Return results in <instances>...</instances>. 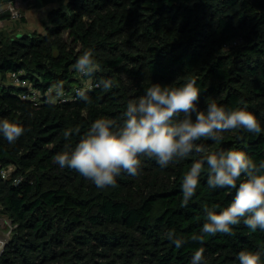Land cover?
Returning a JSON list of instances; mask_svg holds the SVG:
<instances>
[{
  "label": "trees",
  "instance_id": "16d2710c",
  "mask_svg": "<svg viewBox=\"0 0 264 264\" xmlns=\"http://www.w3.org/2000/svg\"><path fill=\"white\" fill-rule=\"evenodd\" d=\"M87 51L100 70L86 103L77 90L89 78L73 65ZM9 72H20L39 92L36 107L7 81ZM104 79L114 86L97 87ZM189 79L200 88L201 109L213 100L246 108L261 133L234 129L220 141L201 139L204 153L166 168L142 156L139 174L122 172L114 187L99 188L54 162L97 118L121 124L128 101L152 83L179 87ZM60 82L65 102L51 105L48 89ZM3 119L25 132L11 144L0 134V171H7L0 177V210L10 221L0 264H191L200 247L204 264H239L241 250L261 252L264 264V231L253 233L242 222L234 235L191 240L206 210L219 212L235 194L209 189L207 165L195 196L181 206L184 175L201 155L240 149L257 164L264 161V0H66L48 14L44 34L0 39ZM76 127L80 132L66 141L64 131ZM170 230L187 243L176 248Z\"/></svg>",
  "mask_w": 264,
  "mask_h": 264
},
{
  "label": "clouds",
  "instance_id": "9594fccd",
  "mask_svg": "<svg viewBox=\"0 0 264 264\" xmlns=\"http://www.w3.org/2000/svg\"><path fill=\"white\" fill-rule=\"evenodd\" d=\"M73 68L89 78L87 86L78 89L77 95L84 102H90L87 93L92 87L91 77L100 66L93 59L92 52L87 51L77 59ZM96 86L111 89L114 81L104 79ZM63 96V83L60 82L48 89L47 102L55 105ZM199 98L200 88L195 79H189L179 87L152 83L143 95L128 101L121 124L113 119L97 118L74 146L68 143L65 145L68 150L54 156V162L61 168L76 170L99 188L114 187L116 177L122 172L131 176L139 174L142 156L154 158L161 168H166L185 160L193 152L204 153L205 147L197 143L201 139L220 141L224 132L234 129L261 133L260 122L246 108L230 109L213 100L201 109ZM181 114L182 118L177 119ZM24 132L20 124L0 120V134L10 144ZM73 132L78 134L80 128L65 130L66 141ZM205 165L209 189H229L235 194L228 206L219 212L206 210V221L200 233L194 234L191 240L203 244L208 236L234 235V226L241 222L253 233L257 229L264 231V161L257 164L240 149L201 155L184 175L181 206L187 207L195 196ZM166 235L176 248L187 243L174 230ZM236 259L239 264H261V252L241 250ZM191 264H204L203 247L194 252Z\"/></svg>",
  "mask_w": 264,
  "mask_h": 264
},
{
  "label": "rangeland",
  "instance_id": "374dc122",
  "mask_svg": "<svg viewBox=\"0 0 264 264\" xmlns=\"http://www.w3.org/2000/svg\"><path fill=\"white\" fill-rule=\"evenodd\" d=\"M66 0H6L0 3V39L24 33L44 34L48 14L65 4ZM14 13V15L12 13ZM66 35L64 34L63 37ZM0 210V246H5L10 235V221Z\"/></svg>",
  "mask_w": 264,
  "mask_h": 264
},
{
  "label": "built area",
  "instance_id": "2783aa9c",
  "mask_svg": "<svg viewBox=\"0 0 264 264\" xmlns=\"http://www.w3.org/2000/svg\"><path fill=\"white\" fill-rule=\"evenodd\" d=\"M12 13V12H11ZM14 15V13H12ZM235 43V42H234ZM6 79L9 83L19 86L23 88L21 92L22 99H28L32 106L36 107L39 103V92L33 88L29 82V80L21 78L20 72H9L6 74ZM65 102V97L63 96L58 100V103ZM7 175V171L5 169L0 171V177L4 179ZM16 181V180H14ZM8 222V221H7ZM2 246H0V252L2 250Z\"/></svg>",
  "mask_w": 264,
  "mask_h": 264
},
{
  "label": "water",
  "instance_id": "95a60500",
  "mask_svg": "<svg viewBox=\"0 0 264 264\" xmlns=\"http://www.w3.org/2000/svg\"><path fill=\"white\" fill-rule=\"evenodd\" d=\"M19 36V35H18Z\"/></svg>",
  "mask_w": 264,
  "mask_h": 264
}]
</instances>
